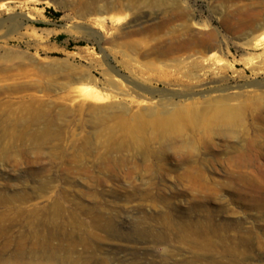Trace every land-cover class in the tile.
<instances>
[{
	"label": "rangeland",
	"instance_id": "obj_1",
	"mask_svg": "<svg viewBox=\"0 0 264 264\" xmlns=\"http://www.w3.org/2000/svg\"><path fill=\"white\" fill-rule=\"evenodd\" d=\"M0 216V264H264V0H0Z\"/></svg>",
	"mask_w": 264,
	"mask_h": 264
},
{
	"label": "bare ground",
	"instance_id": "obj_2",
	"mask_svg": "<svg viewBox=\"0 0 264 264\" xmlns=\"http://www.w3.org/2000/svg\"><path fill=\"white\" fill-rule=\"evenodd\" d=\"M207 33H208L209 36H211L212 38H213V37H215V38L217 37L216 34H214V33H210V32H207ZM214 47H217V43L214 44ZM0 217H1V216H0Z\"/></svg>",
	"mask_w": 264,
	"mask_h": 264
},
{
	"label": "trees",
	"instance_id": "obj_3",
	"mask_svg": "<svg viewBox=\"0 0 264 264\" xmlns=\"http://www.w3.org/2000/svg\"><path fill=\"white\" fill-rule=\"evenodd\" d=\"M62 36H58V38H61Z\"/></svg>",
	"mask_w": 264,
	"mask_h": 264
}]
</instances>
